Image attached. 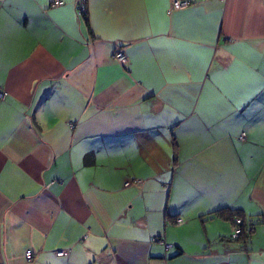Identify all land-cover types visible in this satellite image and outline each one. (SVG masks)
<instances>
[{
  "label": "crops",
  "instance_id": "obj_1",
  "mask_svg": "<svg viewBox=\"0 0 264 264\" xmlns=\"http://www.w3.org/2000/svg\"><path fill=\"white\" fill-rule=\"evenodd\" d=\"M82 1L0 0V264H264V0Z\"/></svg>",
  "mask_w": 264,
  "mask_h": 264
},
{
  "label": "trees",
  "instance_id": "obj_2",
  "mask_svg": "<svg viewBox=\"0 0 264 264\" xmlns=\"http://www.w3.org/2000/svg\"><path fill=\"white\" fill-rule=\"evenodd\" d=\"M83 2L85 4V0ZM81 14L85 19H87L85 9L82 10ZM229 211V218L232 221L234 229L239 230L238 234L236 236H233L232 234L231 238L240 241L242 245H245L246 241L251 237L255 224L253 222H249L241 212L233 209ZM237 218L240 219L239 222H237Z\"/></svg>",
  "mask_w": 264,
  "mask_h": 264
},
{
  "label": "built area",
  "instance_id": "obj_3",
  "mask_svg": "<svg viewBox=\"0 0 264 264\" xmlns=\"http://www.w3.org/2000/svg\"><path fill=\"white\" fill-rule=\"evenodd\" d=\"M60 2L59 1H56L55 4H59ZM190 3L189 0H174L172 2V8H183V7H186L188 4ZM78 9H79V12L81 13L82 10L85 9V6H84V2H80L79 5H78ZM114 57L121 61V62H124L126 60V56L123 52H121L120 50H115L114 52ZM6 96V91L1 89L0 88V100L5 98ZM244 135V133L242 134V136ZM237 222L240 221V219H236ZM178 222H182V219H178ZM239 230L238 229H234V233H233V236H236L238 234ZM64 252L63 251H58L57 254L58 255H62ZM26 256L27 257H30L31 256V252H26Z\"/></svg>",
  "mask_w": 264,
  "mask_h": 264
}]
</instances>
